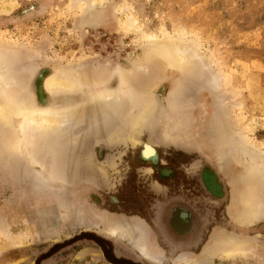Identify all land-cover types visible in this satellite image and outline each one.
Returning <instances> with one entry per match:
<instances>
[{"label":"rangeland","instance_id":"1","mask_svg":"<svg viewBox=\"0 0 264 264\" xmlns=\"http://www.w3.org/2000/svg\"><path fill=\"white\" fill-rule=\"evenodd\" d=\"M176 49L183 74L170 66ZM59 69L99 72L119 93L122 75H132L124 95L134 110L144 109L137 89L155 81L140 140H152L156 155L108 145L83 117L67 124L53 177L31 151L10 158L0 126V264H105L100 247L120 264H264V0H0V81L12 78L10 89L22 85L41 108L89 106V87L46 88ZM200 171L220 185L218 204ZM169 186L170 196L206 209V224L178 244L163 227ZM247 202L259 207L251 225L237 218ZM118 222L146 232L109 234ZM138 238L161 262L138 250ZM225 239L243 250L210 256Z\"/></svg>","mask_w":264,"mask_h":264},{"label":"bare ground","instance_id":"2","mask_svg":"<svg viewBox=\"0 0 264 264\" xmlns=\"http://www.w3.org/2000/svg\"><path fill=\"white\" fill-rule=\"evenodd\" d=\"M183 54V51L176 49L173 53V62L171 61L172 63H170V66L178 74H183L184 71L182 62L185 60V57H183ZM6 78L0 81V94L5 96L4 99L0 98V126H3L6 130L2 134L4 136L1 146L7 150L10 158H15V156L23 157L27 153V150L31 151L28 152L29 158L34 161L35 165H40L45 170H49L51 172L50 175L56 177V167L59 162V154L57 152H60L69 143L66 141L64 135L69 131L66 130L69 127L67 124L72 123L70 125L73 126V123L76 124L83 117L92 118L91 120L97 122L98 138L102 137L103 140H107L108 145L114 146L125 142L129 143L132 147L141 145L143 150L142 156L146 160L156 155V148L152 140L148 142H142L140 140L142 130L144 129L143 123L152 116L155 110L154 100L151 101L149 99L154 90V80L153 83L144 84L146 85L144 87L145 89L143 88L144 90L141 88L137 89V92L140 93L139 95L144 96L142 99L144 109L134 110L127 105L130 96L129 92L131 91L129 87L133 82L132 75H122V87H124V90L123 93H119L113 92L108 88L109 76H105L96 71L85 72L75 69H59L46 80V88L49 91H65L82 86L89 87L92 90L94 89V91L91 90L90 92V101L92 103L89 106L77 108L78 110L75 111H64L41 108L36 105L32 98L26 95L25 88L22 85L16 82V88L11 90V80L13 79ZM125 93L129 96L126 97L124 95ZM81 142L82 144L85 143L82 138ZM49 157L51 158L52 164H49ZM108 167L112 168L113 166L109 165ZM91 169L94 170V173L104 175L105 169L101 170L97 168L95 163ZM257 208L248 202L243 204V209L237 216L238 220L243 221L242 223L246 225L256 223L259 216ZM141 226L134 222H118L110 227L109 234H119L120 236L123 233L125 234V232L122 233L125 230L127 232L126 234L135 236L139 230H142L143 233L146 232ZM122 228L123 230H121ZM136 240L138 250L145 257L153 262H161L160 257L152 250L150 241H147L146 238H138ZM242 250L243 247L239 243L225 239L219 241L209 255L215 256L223 252L226 255H232ZM80 261L78 264H86L85 258H80ZM180 261L179 264H200L199 261L193 263H189L185 259Z\"/></svg>","mask_w":264,"mask_h":264},{"label":"flooded vegetation","instance_id":"3","mask_svg":"<svg viewBox=\"0 0 264 264\" xmlns=\"http://www.w3.org/2000/svg\"><path fill=\"white\" fill-rule=\"evenodd\" d=\"M142 151L143 150L141 149V157L143 160H146L142 156ZM153 157H151L150 159H152ZM161 176L165 179L167 178L166 181H168L169 179L173 180L174 171L168 168L161 169ZM208 176L211 175L204 174L200 171L198 179L200 187L204 189L207 195H209L210 202L218 204L222 200V198L219 196V193L221 191L219 189L220 185L217 183H211V177ZM176 183H178V181ZM179 188L183 190L184 185L182 184L181 186H178V189ZM166 189L168 190L166 198L169 202L166 210V217L163 219L164 233L167 238H169L171 241H174L175 243H177V241H188L189 237H192V234H194V232H197L201 225L204 226L206 224L205 218L202 217V221L200 216V213L205 212L206 209L200 208V206H196L193 201L189 200L193 203L192 204L188 202V200L182 199L181 196H170V194H172L170 186ZM100 250L102 253V257L107 261L105 264H120V262H116L115 260H112L110 257H108L105 250L101 247Z\"/></svg>","mask_w":264,"mask_h":264}]
</instances>
